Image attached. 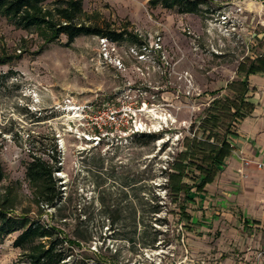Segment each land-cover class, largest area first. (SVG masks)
<instances>
[{
	"label": "rangeland",
	"instance_id": "1",
	"mask_svg": "<svg viewBox=\"0 0 264 264\" xmlns=\"http://www.w3.org/2000/svg\"><path fill=\"white\" fill-rule=\"evenodd\" d=\"M80 1L81 22L122 40L46 44L0 15V203L11 218L89 237L74 249L102 264H220L190 246L193 226L180 222L168 174L211 102L264 51V0H203L197 14L151 0ZM106 105L121 111L123 130L98 132L90 119ZM53 156L58 208L26 176L35 158ZM18 235L0 234V264H27L12 246Z\"/></svg>",
	"mask_w": 264,
	"mask_h": 264
},
{
	"label": "trees",
	"instance_id": "2",
	"mask_svg": "<svg viewBox=\"0 0 264 264\" xmlns=\"http://www.w3.org/2000/svg\"><path fill=\"white\" fill-rule=\"evenodd\" d=\"M50 0H0V15L10 20L17 28L24 31H39L46 44H53L60 37L67 39L66 46H71L78 38L97 37L111 42H120L122 34L107 26L97 23H84L83 4L80 0H58L48 5ZM203 0H151L161 4L166 10L176 9L179 14H197L201 12ZM0 64H3L0 61ZM264 72V52L242 63L238 75L245 79L227 84L225 96L215 98L207 109L199 126V134L188 137L185 150L175 161L168 174V189L173 203L179 209L180 222H189L188 204L192 202L193 191L202 193L205 187L213 183L224 161L233 153L231 137L235 127L247 118L253 105L247 98L250 92L248 77ZM235 127H234V126ZM233 126L234 130H233ZM139 138L155 140V136L142 134ZM54 162V163H52ZM57 157H50L46 162L35 158L28 166L26 176L31 184L39 189V199L48 207L58 208L62 202L61 192L56 188L55 168ZM4 180L0 164V184ZM9 210L0 203V234L17 233L13 248L18 250L27 264H102L89 257L76 253L80 247L79 239L88 243L89 237L78 236L77 242L65 236L57 227L40 220L11 218ZM153 213L159 214V211Z\"/></svg>",
	"mask_w": 264,
	"mask_h": 264
},
{
	"label": "crops",
	"instance_id": "3",
	"mask_svg": "<svg viewBox=\"0 0 264 264\" xmlns=\"http://www.w3.org/2000/svg\"><path fill=\"white\" fill-rule=\"evenodd\" d=\"M248 82L247 98L253 110L235 127L233 153L214 182L202 193L193 191L188 204L191 220L184 222L193 226L191 232L202 234L196 241L190 233V246L222 258L220 264H244L235 257L253 264L264 254V173L244 167L241 161L264 162V72L249 76Z\"/></svg>",
	"mask_w": 264,
	"mask_h": 264
},
{
	"label": "built area",
	"instance_id": "4",
	"mask_svg": "<svg viewBox=\"0 0 264 264\" xmlns=\"http://www.w3.org/2000/svg\"><path fill=\"white\" fill-rule=\"evenodd\" d=\"M120 112L115 109L114 105H106L90 120L96 125V128L99 130L98 132H102L104 129L110 132L121 131L125 128V123L119 120ZM241 161L244 167H253L258 172L264 173V162H253L246 159H242Z\"/></svg>",
	"mask_w": 264,
	"mask_h": 264
}]
</instances>
